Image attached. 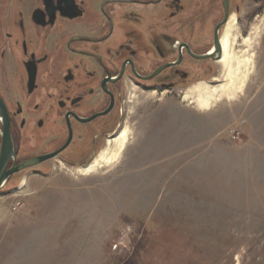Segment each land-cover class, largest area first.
<instances>
[{
  "label": "rangeland",
  "instance_id": "obj_1",
  "mask_svg": "<svg viewBox=\"0 0 264 264\" xmlns=\"http://www.w3.org/2000/svg\"><path fill=\"white\" fill-rule=\"evenodd\" d=\"M256 1L242 95L201 110L184 99L191 86L132 90L114 167L85 175L52 161L45 174L5 186L0 264L16 260V238L19 260L30 241L35 261L106 264L107 241L115 264H264V0ZM72 245L81 247L66 255Z\"/></svg>",
  "mask_w": 264,
  "mask_h": 264
},
{
  "label": "flooded vegetation",
  "instance_id": "obj_2",
  "mask_svg": "<svg viewBox=\"0 0 264 264\" xmlns=\"http://www.w3.org/2000/svg\"><path fill=\"white\" fill-rule=\"evenodd\" d=\"M257 12L256 0H0L4 172L57 153L9 174L0 193L52 161L89 165L117 135L132 90L219 82L228 22L243 39Z\"/></svg>",
  "mask_w": 264,
  "mask_h": 264
},
{
  "label": "bare ground",
  "instance_id": "obj_3",
  "mask_svg": "<svg viewBox=\"0 0 264 264\" xmlns=\"http://www.w3.org/2000/svg\"><path fill=\"white\" fill-rule=\"evenodd\" d=\"M257 36L258 33L255 32L254 37L244 38L246 48L238 52L235 46L239 32L236 28V18L233 16L221 37L222 56L218 63L221 66L222 80L216 84L204 82L191 86L186 91L184 99L194 103L199 109L205 110L222 99L230 101L239 98L252 70V56L248 50ZM128 135V129L121 131L117 137L108 141L106 147L89 165L78 167L75 172L86 175L114 167L128 141ZM24 184L25 180L22 182V185Z\"/></svg>",
  "mask_w": 264,
  "mask_h": 264
},
{
  "label": "crops",
  "instance_id": "obj_4",
  "mask_svg": "<svg viewBox=\"0 0 264 264\" xmlns=\"http://www.w3.org/2000/svg\"><path fill=\"white\" fill-rule=\"evenodd\" d=\"M29 235H31V234H27V236H29ZM17 239L18 238H16L15 240H13V243H12V245L14 246L13 249L15 250V254H16V260H14L12 262L13 264H59L60 263L56 259H53L51 261L50 260L46 261V258H42L41 261H35V257L29 256V254H30L29 251L31 252L30 249L32 248V244L30 243V241L29 242L27 241V244H26V246H27L26 247V250H27L26 251V258H25L26 260H19L18 256L20 257V250H22V249H20V246L21 245L18 244V240ZM106 243H107V241L106 242H103V244L100 246V249H101L100 256H101L102 259H106V264H115V259L112 258L111 255H108V254L106 255V253H105V247L108 246V244H106ZM79 247H81V246H78V245H74L73 246L72 245V247H70L71 249H68V250L65 249L64 252H65L66 255L69 254L73 250H74L73 253H76L77 252L76 250L79 251ZM62 250L63 249H61L60 251H62ZM55 255H57V253Z\"/></svg>",
  "mask_w": 264,
  "mask_h": 264
},
{
  "label": "water",
  "instance_id": "obj_5",
  "mask_svg": "<svg viewBox=\"0 0 264 264\" xmlns=\"http://www.w3.org/2000/svg\"><path fill=\"white\" fill-rule=\"evenodd\" d=\"M217 45L219 47L220 46V42ZM11 147H12V142L10 141V139H8L7 137H5L4 151L9 150ZM56 154L57 153H53V154H50V155H47V156H44V157L35 158L33 160H30L28 162H25V163L19 165L16 168L11 169L8 172H4V169L6 167V161H5L4 157H2L1 160H0V189H1L2 185L4 184L6 177L9 174H11L13 172L21 171V170H23V169H25L27 167L35 166V165L39 164L40 162H42L44 160L53 158L54 156H56Z\"/></svg>",
  "mask_w": 264,
  "mask_h": 264
},
{
  "label": "built area",
  "instance_id": "obj_6",
  "mask_svg": "<svg viewBox=\"0 0 264 264\" xmlns=\"http://www.w3.org/2000/svg\"><path fill=\"white\" fill-rule=\"evenodd\" d=\"M16 206H17V205H16ZM15 209H16V207H15ZM117 247H118V245H117V244H115V245H114V248L116 249Z\"/></svg>",
  "mask_w": 264,
  "mask_h": 264
}]
</instances>
